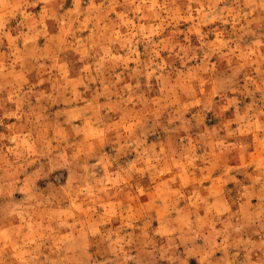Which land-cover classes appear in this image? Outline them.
<instances>
[{"label":"rangeland","instance_id":"374dc122","mask_svg":"<svg viewBox=\"0 0 264 264\" xmlns=\"http://www.w3.org/2000/svg\"><path fill=\"white\" fill-rule=\"evenodd\" d=\"M0 264H264V0H0Z\"/></svg>","mask_w":264,"mask_h":264}]
</instances>
